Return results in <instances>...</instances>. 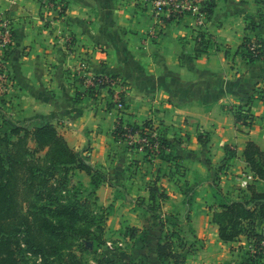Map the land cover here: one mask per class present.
I'll return each mask as SVG.
<instances>
[{
    "label": "crops",
    "instance_id": "0c3cea01",
    "mask_svg": "<svg viewBox=\"0 0 264 264\" xmlns=\"http://www.w3.org/2000/svg\"><path fill=\"white\" fill-rule=\"evenodd\" d=\"M60 1L66 8L61 14L46 10L42 0H0V14L14 22L7 63L13 83L0 95L6 117L27 127L54 123L71 147L107 174L110 182L97 190L100 204L114 201L116 191L148 201L152 180L158 177L164 188L171 178H182L177 162L203 181L200 188L212 190L219 173L221 190L239 199L254 180L243 156L247 142L264 150V100L258 92L264 90V59L249 61L241 48L245 37L264 40V0H215L201 22L192 14L155 17L151 0ZM201 30L215 42L197 53ZM96 75L117 76L122 85L112 95L108 88L95 89L92 97L86 81ZM121 94L122 112L110 107ZM237 108L253 116L250 125L237 122ZM119 117L129 123L151 119L180 159L150 162L144 151L116 140ZM226 146L236 155L230 157ZM80 178L89 183L85 173ZM166 191L162 209L173 210L170 200L178 192ZM256 228L264 234V218Z\"/></svg>",
    "mask_w": 264,
    "mask_h": 264
},
{
    "label": "trees",
    "instance_id": "16d2710c",
    "mask_svg": "<svg viewBox=\"0 0 264 264\" xmlns=\"http://www.w3.org/2000/svg\"><path fill=\"white\" fill-rule=\"evenodd\" d=\"M56 1L62 3V10L65 11V4ZM215 6V0H205L202 10L210 17ZM195 41V49L201 53L208 50L215 37L201 30ZM252 41L260 44L255 50L249 49ZM241 48L249 61L264 59L262 38L253 40L245 37ZM107 77L118 79L117 76L96 75L92 80L99 85V89L108 87L112 95V88L105 83ZM95 89L89 86L90 96H96ZM258 92L260 99L264 100V90ZM115 104L111 103L110 107ZM233 111L237 122L252 123L253 116L248 110L237 108ZM146 128L157 129L151 119L143 123H129L119 117L113 134L116 140L123 142L127 132L138 130L143 133ZM158 135L160 150L157 157L166 161L180 159L173 151L172 142L160 132ZM30 137L34 141L33 147L26 142ZM3 147L4 150H0V264H85L80 255L88 251L84 242H92L95 247L105 242L102 238L104 207L99 203L97 190L110 182L107 174L92 164L82 152L71 147L51 122L33 127L13 125L5 135ZM225 150L230 157L236 155L229 146ZM243 156L254 180L241 191L243 194L239 199L231 198L218 185L213 186L215 205L211 222L217 226L218 236L223 242L237 241L241 236H246L250 247L262 254L264 234L257 231L256 225L257 220L264 218V187L257 185L264 182V150L250 140ZM177 168L180 169L178 163ZM81 172L89 177L88 184L80 178ZM76 177L78 181L75 182ZM158 180L148 185L150 203L147 210L154 219H159L161 204L169 197L167 191L158 185ZM72 188L78 191L82 188L81 193L86 196L71 200L61 195V192H70ZM22 190H27L31 198L22 202L20 199L27 196L22 194ZM92 195L98 204L90 201ZM25 204L30 206L23 210ZM189 211L183 215L165 214L166 218L160 220L159 226L166 231L156 245V256L161 264H185L188 255L194 251V244L189 245L178 230L170 229L171 226H179L182 230L186 222L191 225ZM190 229L193 230L191 226ZM73 247L77 249L73 250Z\"/></svg>",
    "mask_w": 264,
    "mask_h": 264
},
{
    "label": "rangeland",
    "instance_id": "374dc122",
    "mask_svg": "<svg viewBox=\"0 0 264 264\" xmlns=\"http://www.w3.org/2000/svg\"><path fill=\"white\" fill-rule=\"evenodd\" d=\"M60 5L62 6L61 2ZM263 9L264 3L261 6V11L264 14ZM2 15L0 14V16ZM9 59L10 55L8 61ZM2 101L0 102L3 103ZM6 116L8 115L0 110V150H4L3 142L5 135H7L13 125H16ZM13 139L15 140L16 138L13 137ZM26 142H28L30 147L34 146V141L31 140V137ZM41 154L43 155L44 152ZM146 158L148 161L153 162L157 157L150 153L146 155ZM178 164H180L178 173L179 176L180 173H183L182 178H171L170 183H166V187H164L165 190L177 191L178 198L170 200L173 203L171 206L174 208L173 210L166 209V211H163V202L161 204V201H159L161 204L159 219H154L147 210L150 200L144 201L142 197L137 199H133L135 197L129 198L126 195H120L121 191H116L114 201L112 200L105 205H101L104 207V220L102 222L104 231L102 238L105 242L99 247H95L92 242H84L88 247V251H84L80 255L85 264H161L154 257L157 242L166 232L164 228L159 226V222L166 218L165 214L175 213L183 215L188 210H190L191 225L187 222L184 223L182 230L179 226L170 227L171 230H178L180 236H184L189 245L194 244L195 246L194 251L188 255L185 264H264V251L262 254H258V252L250 247L244 236L232 245H226V243L220 240L214 228L215 226L211 222V214L215 205V200L211 196L212 185L203 188L197 187L198 182L203 181L197 180L194 174L188 173L187 170L190 169L182 162ZM222 164L220 165L221 167L219 166V172L225 167V164L223 166ZM220 178L219 173H217L212 179L214 186H219ZM155 179L158 180V177ZM74 180L75 182L78 181V177L74 178ZM164 188L161 187V189ZM21 192L27 195L25 198L20 199L22 202L24 199L31 198L27 190H22ZM81 192L82 188L79 191L77 188H72L70 192H61V195L65 196L66 199L72 200L73 198H77L80 200L86 196V194ZM234 194L236 197L240 193H238V190H235ZM118 196L122 198V201L119 205H116V198ZM89 199L92 203H96L93 195ZM128 203H131V205ZM132 203H135V205L133 206ZM28 205H23L22 209L28 208L30 206ZM176 206L177 208H175ZM199 213L200 217H197ZM199 222L202 225H199ZM190 226L196 235H194ZM76 249L77 247H73V250Z\"/></svg>",
    "mask_w": 264,
    "mask_h": 264
},
{
    "label": "built area",
    "instance_id": "2783aa9c",
    "mask_svg": "<svg viewBox=\"0 0 264 264\" xmlns=\"http://www.w3.org/2000/svg\"><path fill=\"white\" fill-rule=\"evenodd\" d=\"M205 0H151V8L153 10L154 16H165L169 19H179L187 14L195 15L199 18L201 22V17L206 15L202 10ZM43 5L49 11H55L59 14L63 12V8L60 3L56 0H42ZM156 37L159 36L157 30H151ZM14 42V23L6 15L0 16V95L4 94L12 86L13 79L7 68V61L10 55L11 47ZM260 46L256 41H252L249 44V49L255 50ZM109 87L113 88L115 85H122V82L119 79L113 80L107 77ZM88 86H93L96 89H99V85L95 84L94 80L89 79L86 81ZM108 88V87H106ZM115 106L122 112L125 105L121 101V97L117 95L115 97ZM125 140L123 141L129 148H137L144 151L146 154L150 151L157 157L158 151L160 150L159 144V135L158 130L154 128H146L144 132L140 131L127 132L125 135ZM156 140V141H153ZM167 151L170 149L167 147ZM264 244V241H263Z\"/></svg>",
    "mask_w": 264,
    "mask_h": 264
}]
</instances>
